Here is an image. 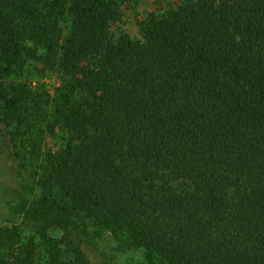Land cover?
I'll use <instances>...</instances> for the list:
<instances>
[{
    "label": "trees",
    "instance_id": "trees-1",
    "mask_svg": "<svg viewBox=\"0 0 264 264\" xmlns=\"http://www.w3.org/2000/svg\"><path fill=\"white\" fill-rule=\"evenodd\" d=\"M172 1L133 39L112 33L122 0H0V75L34 59L70 77L36 105L27 82L0 85L31 217L126 232L144 264H264V0ZM37 108L62 139L48 155ZM17 229L0 228V264H40ZM46 264L90 263L73 246Z\"/></svg>",
    "mask_w": 264,
    "mask_h": 264
},
{
    "label": "rangeland",
    "instance_id": "rangeland-1",
    "mask_svg": "<svg viewBox=\"0 0 264 264\" xmlns=\"http://www.w3.org/2000/svg\"><path fill=\"white\" fill-rule=\"evenodd\" d=\"M172 2L122 0L121 18L114 25L113 36L117 38L121 34H127L138 39L140 25L147 14L160 12ZM69 78L58 66L46 68L33 59L21 71L7 76L0 75V85L27 82L35 91L36 99L31 104L36 105L39 98H45V92L53 97ZM39 110L37 108L34 114L36 118L39 115L38 128H43L39 137L40 150L42 155H48L59 149L62 139L61 135L52 134L48 130L47 122L42 120V112ZM12 135V126L0 122V228L16 225L20 238H34L38 243L37 257L40 264L49 262L50 254L55 251L70 250L73 246L82 250L90 264H144L147 259L146 251L130 246L126 232L115 234L107 227L101 229L81 215L69 216L71 222L67 221L63 225L55 223L44 228L37 224L31 217V209L39 194L32 177L34 171L16 155L18 149L14 147ZM15 188H22L21 193L17 194ZM20 194L25 197L19 198ZM1 250L4 248H0V252Z\"/></svg>",
    "mask_w": 264,
    "mask_h": 264
}]
</instances>
